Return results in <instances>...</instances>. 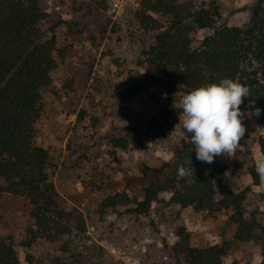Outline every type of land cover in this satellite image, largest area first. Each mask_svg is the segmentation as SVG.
Instances as JSON below:
<instances>
[{
  "label": "rangeland",
  "instance_id": "rangeland-1",
  "mask_svg": "<svg viewBox=\"0 0 264 264\" xmlns=\"http://www.w3.org/2000/svg\"><path fill=\"white\" fill-rule=\"evenodd\" d=\"M140 1L41 0L45 27L61 19L71 28L56 33L65 57L43 92L35 142L48 150L51 180L73 229L56 242L25 247L28 205L5 194L0 199V235L11 236L20 264H79L81 255L82 264H186L171 251L179 231L198 248L229 241L224 264L264 263V200L259 196L264 187L254 185L250 175L264 158L258 145L264 123L254 115L243 118L246 133L238 148L215 158L236 191L247 189L245 207L255 222L248 241L233 240L235 226L226 223L223 213L210 215L192 205L170 203L167 194H159L146 214L128 211L152 179V170L165 175L177 162L183 135L176 104L186 94H169L158 86L133 93L143 78L140 52L152 42L135 19ZM177 1L210 7L214 27L242 26L253 7L259 2L264 6V0ZM210 31L197 29L194 37L200 40ZM115 137H124V145L114 146ZM117 193L131 202L101 209L102 199ZM80 226L83 232L76 233ZM86 246L99 249L90 254Z\"/></svg>",
  "mask_w": 264,
  "mask_h": 264
},
{
  "label": "trees",
  "instance_id": "trees-1",
  "mask_svg": "<svg viewBox=\"0 0 264 264\" xmlns=\"http://www.w3.org/2000/svg\"><path fill=\"white\" fill-rule=\"evenodd\" d=\"M214 17L210 7L194 8L177 0H141L135 19L152 42L140 52L143 78L133 93L152 86L169 94L187 93L231 78L251 89V97L245 98L241 110L253 111L249 101L254 99V107L261 109L257 119L264 123V6L259 2L253 7L249 21L242 26L214 27ZM46 19L41 0H0V199L10 194L26 201L25 247L56 242L73 229L51 180L48 150L35 142L43 92L51 83L52 70L65 57L64 50L57 46L56 33L61 29L71 31L61 19L45 27ZM204 28L211 31L196 40L195 31ZM153 126L159 133L157 124ZM180 130L183 137L177 162L165 175H161V169H153L152 179L142 186L140 199L134 200L128 211L146 214L159 194H167L170 203L192 205L210 215L223 213L226 223L235 226L233 240L248 241L255 222L245 207L247 189L236 191L216 160L212 164L198 161L190 134L182 124ZM112 141L120 146L125 138L115 137ZM258 145L264 152V137L258 139ZM188 159L192 164L185 163ZM181 166L189 170L182 178L178 175ZM146 173L144 169L145 178ZM250 175L253 184L260 186L256 171L250 169ZM259 196L264 200V191ZM130 202L126 195L117 193L103 198L100 207L115 209ZM81 221L76 220L77 224ZM83 229L80 226L76 233ZM176 235L171 246L176 259L186 264H224L229 241L198 248L190 244L186 232ZM86 248L90 254L99 249ZM84 258L79 257V264ZM0 264H20L9 235H0Z\"/></svg>",
  "mask_w": 264,
  "mask_h": 264
},
{
  "label": "clouds",
  "instance_id": "clouds-1",
  "mask_svg": "<svg viewBox=\"0 0 264 264\" xmlns=\"http://www.w3.org/2000/svg\"><path fill=\"white\" fill-rule=\"evenodd\" d=\"M250 97V87L231 78L207 83L182 95L176 104L182 110L178 119L186 133L190 134L198 161L212 164L217 156L228 157L238 148L246 133L244 116L251 118L261 114V109L254 107V99L249 101V108H254L253 111L241 110L245 98ZM185 163L192 164L190 159ZM188 171L181 166L178 175L182 178ZM256 173L260 186L264 187V158L257 162Z\"/></svg>",
  "mask_w": 264,
  "mask_h": 264
}]
</instances>
